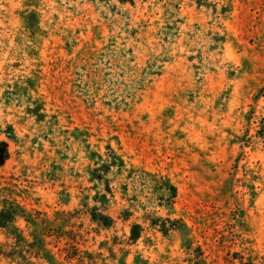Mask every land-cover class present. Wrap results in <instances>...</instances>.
Masks as SVG:
<instances>
[{"label": "rangeland", "instance_id": "374dc122", "mask_svg": "<svg viewBox=\"0 0 264 264\" xmlns=\"http://www.w3.org/2000/svg\"><path fill=\"white\" fill-rule=\"evenodd\" d=\"M261 118L264 0H0V202L37 217L19 241L0 228V264H48L34 232L61 264H187L156 217L182 220L204 264L264 258ZM85 143L124 167L92 176Z\"/></svg>", "mask_w": 264, "mask_h": 264}, {"label": "trees", "instance_id": "16d2710c", "mask_svg": "<svg viewBox=\"0 0 264 264\" xmlns=\"http://www.w3.org/2000/svg\"><path fill=\"white\" fill-rule=\"evenodd\" d=\"M32 84V79L30 77L25 79V85L29 86ZM28 103L26 105V113L29 115H34L36 121L41 120L44 117L43 113V105L37 98H33L32 96L27 97ZM250 113V112H249ZM249 115V114H248ZM8 131H1L5 134L8 140H15L14 131L9 125L7 127ZM256 133L261 138L262 142L264 143V118H261L259 121L258 130ZM86 142V141H84ZM86 147V158L91 162L93 168L90 169L92 176H98L100 172H107L111 167H114L117 172H119L123 167L124 163L121 157L111 151L110 147H106L108 150L105 154H101L98 151L91 150L88 143H85ZM8 150L7 145L3 140H0V164H2L8 157ZM94 177V178H95ZM157 187L166 193L167 199L169 201L173 200L176 196V188L175 186L170 183V181L164 177H158L157 179ZM98 197L105 199V194H98ZM95 202L96 200L93 199ZM90 217L93 221L97 222L98 224L108 227L111 223V219L108 215L103 214L99 211L96 206H93L90 209ZM21 218L26 223L29 224H36V216L32 215L31 213H27L23 207L17 203L15 200L10 199H2L0 202V228L5 229L12 237L15 238L16 241L23 238L18 234V228L15 225V221ZM154 219V218H153ZM152 219V225H158L159 231L162 234H167L168 231L174 230L177 231L181 236V244L184 246L186 253L188 254L187 264H204V259L202 256V252L199 246L192 247V241L188 234V227L186 224L180 219H169V218H160L156 217L154 220ZM138 228L139 225H133L131 231V238L135 239L138 237ZM32 241L28 244H31L32 247H35L39 253L41 258H43L48 264H61L58 263L55 257L46 250L43 246V239L35 232L31 235ZM236 257L234 259L237 260L235 264H264V258L259 260H255L252 258H245L238 253L234 254ZM123 264H125L123 262Z\"/></svg>", "mask_w": 264, "mask_h": 264}]
</instances>
